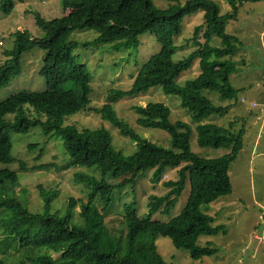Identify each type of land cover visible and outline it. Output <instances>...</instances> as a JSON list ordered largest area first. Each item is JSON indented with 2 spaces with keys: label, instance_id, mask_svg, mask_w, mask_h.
I'll list each match as a JSON object with an SVG mask.
<instances>
[{
  "label": "trees",
  "instance_id": "trees-1",
  "mask_svg": "<svg viewBox=\"0 0 264 264\" xmlns=\"http://www.w3.org/2000/svg\"><path fill=\"white\" fill-rule=\"evenodd\" d=\"M223 1L231 5L230 13L225 15H221L219 4L213 0H189L183 5L170 4L166 9L158 7L153 0H63L66 10L63 17L46 20L36 16L37 25L45 32L44 37L32 39L27 31L14 33V48L5 52L7 61L0 67V87L21 74L23 55L36 46L46 53L40 74L48 87L41 92L19 91L0 102V164L15 162L11 133L28 134L35 127H41L46 137L57 136L63 140L69 159L56 166L59 172L73 167L98 168L101 177L85 172L73 175V180L88 188V199L69 197L63 215L51 212L57 190L46 189L43 185H39L44 201L42 213L30 212L18 197H0V228L6 232L0 241V252L19 248L27 260L21 264H172L159 252L156 239L161 236L172 239L178 249L189 250L197 261L217 253L210 243L200 246V237L216 236L225 231V227H213L214 218L203 212L202 206L233 191L229 170L242 151L245 135V130L236 129L237 121L228 127L202 124L214 115H227L232 105L214 104L204 90L218 92L221 98L229 100H238L241 91L231 83V76L236 72L232 58L238 52L240 41L227 32V25L238 18L240 6L247 0ZM14 7V0L1 1V10L6 15H10ZM200 10L204 22L197 26L194 35L198 49L189 57L175 61L179 49L176 41L184 32L185 20ZM77 30H93L99 34L85 47L113 45L119 52L137 49L140 36L152 32L161 51L139 68L131 88L113 89L110 102L90 108L91 76L87 67L77 61L76 51L81 44L70 39L71 33ZM214 38L220 40V46L212 44ZM198 59L200 75L180 84L178 79ZM156 86H161L166 94L181 97L183 106L199 123L201 147L225 146L231 152L217 159L201 158L194 153L193 127L184 121L173 123L170 120L172 110L163 102L135 105L137 125L168 133L173 147L166 148L140 137L118 115L115 103ZM87 108L137 143V151L129 157L118 151L113 135L105 128L78 129L65 125L66 117ZM8 115H14V121H7ZM38 147L30 145L29 150ZM20 164L22 169H29L26 163ZM50 167L35 166L33 170ZM175 169L179 170V177L165 179L170 176V170ZM151 171L150 181L162 182L167 192L149 196V213L145 218L138 215L134 194L132 201L125 205L128 232L122 230L119 236L114 235L104 212L115 201L116 190L130 186L136 193L137 181ZM17 179L14 171L0 170V186ZM188 185L191 192L181 214L169 222L154 220L156 214H172ZM97 199L101 200L99 206ZM77 203L81 205L82 225L72 220ZM121 238L128 240V253L122 259L118 256ZM44 249L59 257L55 259L49 253H42ZM0 264L5 263L0 260Z\"/></svg>",
  "mask_w": 264,
  "mask_h": 264
},
{
  "label": "rangeland",
  "instance_id": "rangeland-1",
  "mask_svg": "<svg viewBox=\"0 0 264 264\" xmlns=\"http://www.w3.org/2000/svg\"><path fill=\"white\" fill-rule=\"evenodd\" d=\"M0 0V67L7 61L6 51L14 48L13 35L18 31H27L32 39L44 37L45 32L37 25L36 16L40 15L46 20L63 17L66 10L63 0H14L15 7L10 15L1 10ZM189 0H153L160 8L166 9L170 4H185ZM220 6L221 15L230 13L231 5L223 0H213ZM204 22L203 11L188 16L185 20L183 34L177 39L179 47L175 61L183 60L195 52L198 47L194 43L197 26ZM227 32L239 39L238 52L232 58L236 72L231 76V83L235 88H241L238 100L223 99L218 92L204 90L216 105H231L229 113L223 117L214 115L202 124H216L228 127L237 121L236 129L245 130L243 148L237 160L229 170L233 191L225 196L203 205V212L214 218L213 227H225V231L213 236H201L199 245L206 246L210 243L217 253L211 257L194 260L189 250L178 249L172 239L158 237L156 244L163 258L172 264H264V0H247L239 8L238 18L230 20ZM202 34L200 35V40ZM99 34L93 30H77L71 33L70 39L81 44L76 51L77 61L87 67L91 76V104L92 107H101L110 102L109 95L113 89H129L132 87L133 76L139 68L151 57L159 54L161 45L157 42L154 33L146 32L140 36V46L131 51H117L113 45L89 46ZM214 46H220L218 38L212 41ZM45 51L38 46L26 52L21 60V74L10 83L0 87V102L19 91L41 92L47 89V81L40 74L43 67ZM200 75V60H196L193 67L185 72L178 82L182 85L190 79ZM149 102H163L170 107L173 123L184 121L193 127L192 149L194 153L205 159H217L231 152L230 148H203L199 144L198 125L189 110L182 104L180 96L166 94L161 86H156L145 93L123 98L115 103L118 115L131 125L134 131L143 138L172 148L170 135L159 129H146L137 125L138 116L135 105H146ZM34 114V111H32ZM14 115H8L6 120L14 121ZM65 125L76 126L78 129L109 130L114 138V146L125 156H132L137 151V143L131 138L121 134L118 127L102 118L93 111L81 112L65 118ZM13 144L12 155L15 162L0 164L1 169H9L18 175L16 181H7L0 186V197L11 195L18 197L32 213L44 212V201L40 196L39 185L46 189L57 190V196L51 204V212H60L62 215L67 208L69 197L87 201L88 188L73 180V175L78 172L101 177L98 168L73 167L59 172L58 167L63 165L69 156L63 147L60 137H46L41 127H35L28 134L11 133ZM30 145L39 147L30 151ZM44 150L43 153L41 151ZM41 154V156H40ZM40 158L38 159V157ZM20 162L26 163L28 170L21 168ZM51 165L48 170L34 171L35 166ZM55 165V167H53ZM178 169L170 170L165 179H177ZM148 174V175H147ZM151 172L142 176L136 184V193L133 187L118 189L115 201L104 215L108 217V224L113 234L119 236L122 230L128 232L125 220L127 202L132 201L134 194L137 198V210L140 218H145L149 213V196L162 195L167 188L162 182L150 181ZM147 175V176H146ZM191 192L188 185L180 198L176 209L170 215L156 214L154 220L169 222L173 217L181 214ZM99 206L101 200L97 199ZM81 205L77 203L72 214L73 223L82 225L80 217ZM6 236L4 229L0 228V241ZM127 238L120 239L119 258H125L128 253ZM18 247V246H17ZM49 253L53 258L59 255ZM0 260L5 264H21L26 260L19 248H12L7 253L0 252ZM27 261V260H26Z\"/></svg>",
  "mask_w": 264,
  "mask_h": 264
}]
</instances>
